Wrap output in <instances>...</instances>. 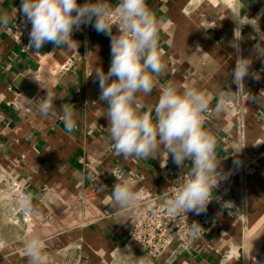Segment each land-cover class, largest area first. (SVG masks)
<instances>
[{
	"label": "crops",
	"instance_id": "crops-1",
	"mask_svg": "<svg viewBox=\"0 0 264 264\" xmlns=\"http://www.w3.org/2000/svg\"><path fill=\"white\" fill-rule=\"evenodd\" d=\"M147 5L162 21L158 50L166 68L152 93L138 96L152 107L160 85L171 80L181 88L192 84L201 90L210 109L223 99L222 111H210L204 121L217 140L218 171L225 169L234 151L242 149L263 154L259 171L220 181L211 193L207 232L193 246L182 249L173 243L163 256L151 258L125 232L133 206L117 212L111 196L114 175L122 172L136 179L137 196L156 194L191 165L186 162L181 170L163 146L147 158H125L114 151L107 109L99 101L94 75L99 66L107 72L111 64L107 35L91 26L90 32L73 38L77 43L57 48L47 43L39 52L23 55L7 34L21 0H0V15L8 16V24H0V264L14 256L21 264L27 262L24 241L32 235L42 241L40 258L32 264H110L121 250L135 255H131L133 264L142 256L152 264H264V56L258 55L264 54V0H147ZM233 15L256 30L246 24L235 34ZM238 55L252 59L244 91L256 98L244 124L237 112L242 93L231 98L222 95L229 87L237 90L231 72ZM19 77L34 87L33 98L17 89ZM38 82L55 96L54 117H44L36 109L35 99L45 97L47 91ZM65 104L75 114L71 133L63 122ZM27 193L32 194L29 211L22 204ZM87 194L105 219L86 217ZM48 195L66 204L62 216L43 204L47 200L61 208ZM223 201L234 206L221 209ZM122 252L117 254L121 259Z\"/></svg>",
	"mask_w": 264,
	"mask_h": 264
},
{
	"label": "clouds",
	"instance_id": "clouds-1",
	"mask_svg": "<svg viewBox=\"0 0 264 264\" xmlns=\"http://www.w3.org/2000/svg\"><path fill=\"white\" fill-rule=\"evenodd\" d=\"M15 11L23 17L25 25H31L29 44L25 47L35 52L47 43L53 44V48L66 46L69 42L77 43L72 39L73 32L86 24H92L97 32L110 38V67L105 72L99 66L94 73L99 83V101L104 102L107 109L109 143L125 158L155 156L163 146L181 170L186 162L190 164L183 181L173 182L175 186L163 197L164 206L173 216L179 212L186 217L189 212L197 215L206 212L213 200L212 191H216L226 175L218 171L221 161L216 159L217 140L204 127L205 115L210 111L219 114L225 102L221 99L214 109H210L209 98L194 85L184 84L181 88L169 80L160 85L154 106L147 107L143 103L138 94L150 95L156 79L166 68L158 50L157 29L162 21L148 7L147 0H118L114 9L110 0H84V3L80 0H21L20 8ZM113 15L118 19L116 26L110 22ZM233 19L237 24L235 34L237 31L241 33L244 25L251 24L235 15ZM0 24H8L7 15H0ZM253 27L256 30V26ZM113 28L117 30L116 34ZM251 65L250 57L237 56L231 72L237 90L229 87L223 96L231 98L247 89L244 80L250 74ZM43 89L47 90L46 96L35 99L36 109L44 117H54L57 114L55 96L50 89ZM248 94L250 99H255L249 91ZM61 112L65 127L71 133L76 126L75 114L67 104L61 106ZM114 177L116 182L111 196L119 212L137 201L134 191L137 180L122 172H117ZM31 199V193L22 196L25 211L31 209ZM228 205L234 206L232 201H223V208ZM201 228L199 223L191 224L193 235ZM24 243L30 260L38 261L42 248L40 238L32 235ZM134 264H152V260L147 256L137 257Z\"/></svg>",
	"mask_w": 264,
	"mask_h": 264
},
{
	"label": "built area",
	"instance_id": "built-area-1",
	"mask_svg": "<svg viewBox=\"0 0 264 264\" xmlns=\"http://www.w3.org/2000/svg\"><path fill=\"white\" fill-rule=\"evenodd\" d=\"M110 2L114 9L118 0H110ZM110 22L114 26L118 25V19L115 15L110 18ZM91 26L92 24L82 25L78 30L73 32L72 39L79 34L90 32ZM30 29L31 25H25L23 23V17L17 12L14 15L12 26L7 32L8 36L17 46L19 52L23 55H28L33 52V50L25 47L29 44ZM116 31L117 30L113 28L114 34H116ZM261 91L264 93V88ZM255 103L256 98L250 99L248 92L243 90L237 111L241 124H244L243 120L248 113V110L253 107ZM237 153L238 151H234L231 154L227 166L221 172L222 174H225L227 177H244L250 174H255L259 171V162L263 156L261 152H248L247 150L242 149L238 154ZM234 161H237L238 163H234ZM187 173L188 172L180 173L173 182H182L187 176ZM173 182L170 183L161 193H139L136 203L131 208L132 213L129 220L125 224V232L130 241L137 245L142 252L148 254L154 259L163 256L173 243H177L182 249L190 248L206 234L209 227V222L206 216L212 207L213 200L208 204L206 212L199 215L194 212H189L186 217L183 212H179L173 216L167 212L166 207L164 206L163 197H165L171 191L172 187L175 186ZM13 191L16 192L17 189L14 188ZM84 199L86 205V217L90 221L103 220L107 217L97 208L89 194L85 195ZM211 199H213L212 195ZM222 203L223 202L219 204L221 209H232L233 207L232 205H228L223 208ZM194 222L199 223L202 227L195 235H193L191 230V224ZM120 252H122V250L117 251L116 255ZM124 252H122L124 256H119L125 258L121 259L118 255H113L110 264H133L132 256L129 253Z\"/></svg>",
	"mask_w": 264,
	"mask_h": 264
},
{
	"label": "water",
	"instance_id": "water-1",
	"mask_svg": "<svg viewBox=\"0 0 264 264\" xmlns=\"http://www.w3.org/2000/svg\"><path fill=\"white\" fill-rule=\"evenodd\" d=\"M15 86L18 90H20L24 95H26L28 98H33L35 95V89L34 87L27 82L23 77H19L17 79V82L15 83ZM48 198L53 199L61 208H56L55 206H52L47 202V200H43V204H47L48 207L58 216L62 215L63 211L67 209L66 204H64L61 200L56 199V197L52 195H48Z\"/></svg>",
	"mask_w": 264,
	"mask_h": 264
},
{
	"label": "rangeland",
	"instance_id": "rangeland-1",
	"mask_svg": "<svg viewBox=\"0 0 264 264\" xmlns=\"http://www.w3.org/2000/svg\"><path fill=\"white\" fill-rule=\"evenodd\" d=\"M63 214H64V213H63ZM63 214H62V215H63ZM62 215H61V216H62ZM32 224H33V226H34V223H32ZM11 252H12V250H11ZM12 256H13V255H12ZM17 258H18L17 256H16V257L14 256V257L12 258V260H10V262L7 261V263L4 262V263H2V264H21V263L19 262V260L17 261ZM29 259H30V258H29ZM29 259H28V261L25 262L24 264H32V261L29 260Z\"/></svg>",
	"mask_w": 264,
	"mask_h": 264
},
{
	"label": "bare ground",
	"instance_id": "bare-ground-1",
	"mask_svg": "<svg viewBox=\"0 0 264 264\" xmlns=\"http://www.w3.org/2000/svg\"><path fill=\"white\" fill-rule=\"evenodd\" d=\"M9 192H10V191H9ZM11 192H12V189H11ZM11 192H10V193H11ZM16 192H17V191H16ZM12 193H13V192H12ZM14 193H15V192H14ZM14 193H13V194H14ZM2 195H4V193H3ZM2 198H3V197H2ZM8 201H9V200H8ZM31 222H32V221H31ZM32 225H33V224H32ZM32 229H33V228H32ZM39 230H40V229H39ZM31 231H32V230H31ZM31 231H30V232H31Z\"/></svg>",
	"mask_w": 264,
	"mask_h": 264
}]
</instances>
